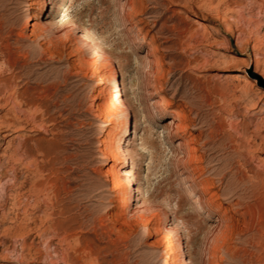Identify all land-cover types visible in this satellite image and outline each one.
<instances>
[{"label":"rangeland","instance_id":"374dc122","mask_svg":"<svg viewBox=\"0 0 264 264\" xmlns=\"http://www.w3.org/2000/svg\"><path fill=\"white\" fill-rule=\"evenodd\" d=\"M40 1L0 0V264H264V0H52L42 19ZM198 21L215 31H199ZM29 22L43 29L32 34ZM84 31L118 69L135 128L130 111L124 132L118 111L99 113L111 85L99 78L112 69L94 64L88 44L77 42ZM154 99L169 100V112L184 110L186 141L202 170L179 172L168 120L147 118L146 102ZM108 146L127 147L135 161L127 171L138 177L140 194L130 193L121 209L151 208L146 221L116 225L111 240L104 230L118 203L108 202ZM200 179L217 191L220 210H194L186 187ZM39 181L44 191L29 194ZM21 182L27 213L13 205ZM62 202L78 215L64 245L52 233H29L32 247L22 250V237L4 230L15 219L44 222ZM223 208L229 225L212 241ZM84 245L93 249L89 261Z\"/></svg>","mask_w":264,"mask_h":264},{"label":"bare ground","instance_id":"6f19581e","mask_svg":"<svg viewBox=\"0 0 264 264\" xmlns=\"http://www.w3.org/2000/svg\"><path fill=\"white\" fill-rule=\"evenodd\" d=\"M47 5L52 6L53 5L52 0H41L39 3V11H40L41 19L46 16L45 13H46ZM189 19H191V18H189ZM196 24H197V29L199 31L200 30H202L204 32H206V30H211L212 32L215 31V28L212 25H210L204 21H198ZM27 25L32 27L31 28L32 34H34V31L36 28L39 30L43 29L39 24H32L29 22ZM126 29H127V33H130L132 28L127 27ZM73 30L74 31H76V30L80 31V27L77 24H74ZM233 33H234V31L232 29H230L229 31H227L226 36L231 37L233 35ZM138 34H139V31H137L135 33V35H138ZM90 38L91 37H89V35L84 31L80 35L77 36L76 40L78 43L88 44V46L91 49V53L93 56L92 62L94 64L99 63L101 61V62H104L105 65L110 66L112 69L113 67L108 61V58H107L108 56L106 57L102 53V51L100 50L98 45L93 43ZM141 40L143 41L144 37H142ZM151 53H152L151 50H149L147 56H150ZM148 61H150V60H148ZM116 72H119L118 69H116V70L112 69L110 77L107 76V77L103 78L101 76L99 78V81L105 80L106 82H108L109 85L110 84L111 85H110V87H108L109 90H107L108 98L110 99V101H109V103H105L103 106L99 105L100 107H98V111H99V113H101V115L103 114L104 118L114 117L119 113L118 115L123 118L121 125H123V132H124L125 131L124 119H126L125 118L126 112H128V111L131 112V109H130V106L127 103V101L122 100V94H120L121 89H122V83H121V80L118 79ZM118 86H119V88H118ZM147 95L149 97H154V95L150 92H147ZM116 103L118 104V107H117ZM146 104H147L146 109H147L148 114H149V116L147 118L148 119L151 118L150 115L152 113L155 115L161 114L160 115L161 120H168L166 130L171 132L173 139H178L176 142V145H175V147H176L175 150H176V153L180 154V156H178V158H179L178 165L180 168L179 172L184 173L188 170V171H191L192 173H194V172L196 173V172L202 170V168L200 167V164H199L201 161V157L197 155V149L192 145L191 142L186 141L185 135H186L187 130L190 126H188L186 124L187 121L185 119L184 110L178 109V110H172L171 112H169V109L171 107V102L167 99H163L161 101H157L156 99H154V100L146 102ZM115 105H116V107H115ZM117 111H118V113H117ZM262 112L264 113V110ZM131 114L133 115V118H134V120H133L134 127L133 128H135V126L137 125V121L135 119L134 111L131 112ZM258 124H260V123H258ZM7 128H8L7 129V131H8L10 128H13V126L12 125L7 126ZM143 143L144 142H142L141 146H144ZM125 146H128V143ZM143 150H145V149H143ZM106 157L109 158L112 162V164L108 168V171L106 172V174H108L110 176V183H111V187H112V189H111L112 196H111V198H109L108 202L109 203H112V202L118 203V207H117L118 211L113 213V216H112L113 219L110 221L112 228L109 229L108 231L104 230V232L108 234L107 235L108 239L111 240V236L118 234V232H119V229L115 228L116 225L120 226V227L126 226L128 228L130 222H133V223H139L140 222L141 223L143 221H146L147 218L145 215L149 214V212L151 211L150 210L151 208L148 206H145L140 210L139 213H133V212L129 213L128 210L126 211V210L121 209L122 206H125V207L128 206V202L130 200V197H129L130 193L133 192L135 194H140V189L138 187V185H139L138 177L135 175L133 177L127 171L128 170V161L131 160V164L134 163L135 161H134V159H131V152L127 149V147H125L124 149H118L116 152H114L110 148V146H108L106 148ZM10 160L12 162L18 161L16 159V157H12V158H10ZM25 169H26V167H25ZM223 178L224 177H221L219 179V182L222 181ZM183 180L187 181L186 177H184ZM207 181L201 180V179L198 181L195 180L192 183L189 182L191 184H188L186 187V189L193 196L192 203L194 205V210L197 212H203L204 210H212L213 204L216 205L214 207H216L217 210H220L222 207V205L220 203H218V199L220 197H219L217 191H213L212 190V188H214L213 185L208 186ZM32 183H34V182L32 181ZM261 183L263 184L264 182L262 181ZM22 185H23L22 182L14 184V187H15L14 190L15 191H14L13 205L15 207L16 212L20 209H23V213H24L26 211V208L28 207V203L26 201L20 202V200H19V197H21V194H20L21 190L20 189H21ZM133 185L135 186V188ZM136 185H137V187H136ZM33 187L34 188L28 192L29 194L39 195L44 191V186H43L42 182H40V181L37 182V184ZM132 189H133V191H132ZM151 195H149L148 198L151 197ZM29 196L31 197V195H29ZM27 198L28 197L26 196V199ZM70 205H71V202H62L59 205V209L55 213L54 212H51L49 214L47 213L48 216H46V218L44 219V222H41L37 225L35 224V221L32 219L33 217H31V219L28 217L30 219L29 223L25 224L22 219L21 220L23 222H18L15 219V221H11L12 222V224L10 223L11 226L7 229H4V230H6L7 233H9L11 235V237H14V236H16V237L21 236L22 237V244H21L22 250L30 249L32 247L31 244H28L26 242V237L28 236L29 233L30 234L35 233L37 238H41V235H46L48 233H52L55 236H60L61 237L59 240L60 244L63 243V245H64V244H66V242H68L69 238H71L72 230H73L74 226L77 224V218H78L76 209L74 207H70ZM125 209H128V208H125ZM228 211H230V210L227 208L226 209L223 208V212L220 215V218L218 220L217 229L215 230V233L210 237L212 241L216 240L218 234H221V236H222L223 233H225L227 231V225H229V224H227L229 219L226 218V217H228L227 216ZM25 213H27V211ZM128 214H129V217H128ZM240 216L244 217V214L241 213ZM108 217H109V215H108ZM151 218L152 219L155 218L157 220L153 235L155 236V238L158 241V240L162 239V233H163V228L160 226L161 219L159 218L158 213H154L152 215V217H150V220H151ZM101 221L102 220H100L99 222H101ZM150 223H151L150 221H147L146 225H148ZM30 224H35V225L33 228H30V227H28ZM178 227H181V225H179ZM182 228L185 229L183 232L187 231V227H186L185 223L183 224ZM257 231L259 232V230H257ZM257 231L252 235L256 236V233H258ZM186 240H187L186 246H189L190 245V237L188 235H186ZM13 242H14V240H13ZM80 247L82 250V254H84L83 260L89 261L91 255L93 253V249L89 246H86V245L80 246ZM52 255L56 256V253L54 252ZM81 260H82V258H81ZM83 262H85V261H83Z\"/></svg>","mask_w":264,"mask_h":264}]
</instances>
